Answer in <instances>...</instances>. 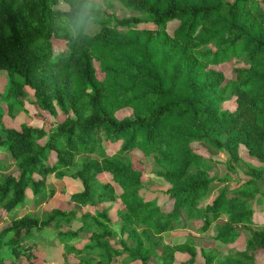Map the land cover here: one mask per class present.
Segmentation results:
<instances>
[{
	"label": "trees",
	"instance_id": "obj_1",
	"mask_svg": "<svg viewBox=\"0 0 264 264\" xmlns=\"http://www.w3.org/2000/svg\"><path fill=\"white\" fill-rule=\"evenodd\" d=\"M120 1L138 15L119 17L113 1L104 0L99 31L80 43L52 24L53 17L67 13L75 0H0V70L8 73L10 95L19 100L32 94L38 107L55 118L49 126L7 127L0 111V150L11 155V166L17 168L14 174H0V223L7 222L0 240L4 239L12 263L32 257V246L22 243V236L59 228L75 216L61 209L47 210L45 218L32 212L14 215L28 189L40 195L51 174L70 176L83 187L70 196L72 202L84 207L95 205V199L113 202L116 188L98 179L107 172L122 190L119 232L127 237L120 247L109 243L116 234L105 224L111 223L109 208L99 212L102 219L85 212L82 225L66 231V236L76 239L88 233L94 241L70 252H98L94 264H112L124 255L129 261L150 264L164 234L200 221L198 232L215 226V240L221 244L235 243L242 229L251 234L220 264H263L259 256L264 230L252 227L255 209L249 199L264 196L258 183L264 179V164H249L251 178L223 189L209 202L213 166L193 144L226 151L231 169L242 160L241 146L264 163V7L259 0ZM54 38L66 42L70 50L57 60ZM209 45L214 49H202ZM231 57L243 58L249 66L234 68L227 79L215 66ZM230 88L237 106L222 110L220 103ZM125 107L133 109V117L117 116ZM104 142H122L121 152L139 149L154 158L158 175L171 186L165 192L171 208L148 199L142 171L109 154ZM52 155L56 161L50 163ZM195 246L189 236L165 245L164 264H175L177 250L189 252L188 264H193ZM216 258L212 251L207 264ZM5 259L0 256V264H8Z\"/></svg>",
	"mask_w": 264,
	"mask_h": 264
},
{
	"label": "rangeland",
	"instance_id": "obj_2",
	"mask_svg": "<svg viewBox=\"0 0 264 264\" xmlns=\"http://www.w3.org/2000/svg\"><path fill=\"white\" fill-rule=\"evenodd\" d=\"M113 1V10L119 17H129L131 15H138L127 7H125L120 0ZM233 1V0H231ZM262 7H264V0H259ZM59 7L66 8V5L60 4ZM178 22L173 23L169 26V32H172L177 26ZM142 27H147L143 25ZM149 28V26H148ZM99 27L96 32L99 31ZM54 52L58 53V56L54 55V60L63 57V53L67 55L69 53L66 42L54 38ZM202 49H214L212 45L205 46ZM98 64V63H97ZM249 63L243 58L231 57L227 62L215 66L217 70L223 71L229 79L231 71L234 68L247 67ZM99 76L102 77L101 72ZM8 73L5 70H0V91L2 93L1 97V116L5 126L7 127H19L23 123L31 124L38 127L49 126L55 121V118L48 113L42 111L35 100L33 95L22 98L15 99L11 97L9 92L8 84ZM227 98L220 103L222 110H234L237 106V96L229 89ZM117 116L119 118L133 117L134 112L130 107L121 108L117 111ZM226 135L221 136V139H226ZM104 149L108 151L109 154L115 155L123 159L124 161H130L133 163L134 167L140 169L143 173V181L146 184V197L148 199H156L162 204L164 209H170L173 202L170 198L165 195V192L171 187L170 184L161 176L158 175L159 168L155 163L154 158H147L144 153L139 149H131L121 152L122 142L109 143L104 142ZM197 153L202 155L208 162L213 166L210 175L215 178L212 188L210 189L211 202L223 189H229L235 187L238 183L242 182L244 179H249L252 177L250 170L248 168L249 164L259 166L262 163L260 160L253 158L248 155V151L244 146H241V157L242 160L236 163L234 169L228 166L227 160L229 155L224 150H216L206 143H194ZM92 156L99 157L97 153ZM0 174L9 175L16 173V166H11L12 157L8 152H3L0 150ZM56 161L54 155L50 157L49 162L53 163ZM8 166L7 169L5 167ZM36 178H40L39 175H35ZM228 177L229 181H223L222 179ZM101 184L109 183L116 188V199L113 202H99L95 199V205H90L88 207L81 206L70 200V196L73 193L83 190V187L78 179L71 178L70 176L59 178L57 175L51 174L47 180V186L45 191L40 195H34L33 192L28 189L25 202H23L18 208H16L14 215H23L27 212H32L41 218H45V213L48 210L61 209L73 211L74 217L71 221H64L59 228H43L36 229L34 234L27 238L25 236L21 237V242H26L32 246L30 251L32 257L30 259L22 256L18 260L12 263L11 256L8 254V247L5 245L4 239L0 240V256H6V263L11 264H94L99 260L98 252H92L91 254H75L70 252V248H83L87 244L94 241L90 234L81 233L79 238L71 239L66 236V231H75L81 225V217L85 212H91L101 218L100 211L109 208V219L111 223H105L108 227L116 230V234L108 238V241L113 246L120 247L121 239L127 237V233L121 234L120 230V219L118 216V208L121 206L120 194L122 190L112 180L111 174L104 172L98 176ZM259 186L264 190V179L258 181ZM255 209L254 214V225L252 226L255 230H264V196L257 195L254 198L249 199ZM8 218H11L8 216ZM102 219V218H101ZM223 222V221H221ZM7 222L0 223V230L5 227ZM184 223V222H182ZM200 221H195L189 225L188 228L183 231H176L177 233H169L163 236V243L159 249L151 255L150 264H164L162 251L165 245L170 241L182 242L185 240L186 236L192 237L195 242L196 256L194 258L193 264H207L208 255L212 251H216L217 258L212 264H220L223 259H225L231 252L233 247L241 248L246 240L251 237L248 230L242 229V235L240 238L230 244H221L215 240L216 237V227L213 226L208 232L199 233L198 230L201 227ZM6 239H8L6 237ZM173 262L175 264H188L192 256L187 251H175L173 255ZM259 260L264 264V251L261 252ZM124 261H128V264H140L139 261L133 262L127 260L126 256H121L114 260L112 264H124Z\"/></svg>",
	"mask_w": 264,
	"mask_h": 264
},
{
	"label": "clouds",
	"instance_id": "obj_3",
	"mask_svg": "<svg viewBox=\"0 0 264 264\" xmlns=\"http://www.w3.org/2000/svg\"><path fill=\"white\" fill-rule=\"evenodd\" d=\"M105 8L104 0H75L69 4L67 13L53 17L52 24L62 35L66 30L73 40L81 43L84 38L95 34ZM54 55L58 56V53L55 51Z\"/></svg>",
	"mask_w": 264,
	"mask_h": 264
},
{
	"label": "crops",
	"instance_id": "obj_4",
	"mask_svg": "<svg viewBox=\"0 0 264 264\" xmlns=\"http://www.w3.org/2000/svg\"><path fill=\"white\" fill-rule=\"evenodd\" d=\"M122 202V201H121ZM122 204V203H121ZM184 229H186V228H179V229H176V230H174V231H172V232H169V233H172V234H174V233H177L176 231H183ZM169 233H166V234H169ZM166 234H164L163 236H165ZM176 242H178V241H176V240H174V241H170V242H168L167 244H173V243H176Z\"/></svg>",
	"mask_w": 264,
	"mask_h": 264
}]
</instances>
